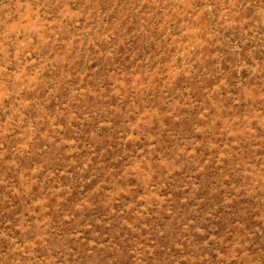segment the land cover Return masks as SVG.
<instances>
[{
  "label": "rangeland",
  "instance_id": "374dc122",
  "mask_svg": "<svg viewBox=\"0 0 264 264\" xmlns=\"http://www.w3.org/2000/svg\"><path fill=\"white\" fill-rule=\"evenodd\" d=\"M0 264H264V0H0Z\"/></svg>",
  "mask_w": 264,
  "mask_h": 264
}]
</instances>
